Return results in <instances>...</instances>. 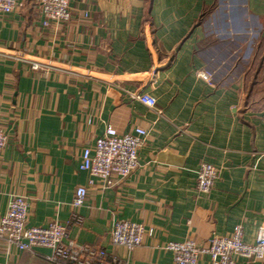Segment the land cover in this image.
Instances as JSON below:
<instances>
[{"label": "crops", "instance_id": "obj_1", "mask_svg": "<svg viewBox=\"0 0 264 264\" xmlns=\"http://www.w3.org/2000/svg\"><path fill=\"white\" fill-rule=\"evenodd\" d=\"M42 20L36 0L0 14V217L23 194L27 225L69 222V238L120 264H173L165 242L202 244L235 224L254 242L264 223V0H69L66 21ZM129 91L148 92L155 108ZM108 124L147 133L137 166L103 187L78 166ZM202 161L219 170L207 193L195 189ZM77 186L86 196L75 209ZM117 218L143 224L140 245L111 243ZM49 253L0 239V264H50Z\"/></svg>", "mask_w": 264, "mask_h": 264}, {"label": "built area", "instance_id": "obj_2", "mask_svg": "<svg viewBox=\"0 0 264 264\" xmlns=\"http://www.w3.org/2000/svg\"><path fill=\"white\" fill-rule=\"evenodd\" d=\"M40 6L43 24L51 21H66L69 18V0H36ZM18 0H0V14L14 10ZM41 63L31 61V67L37 69ZM197 76L211 83L212 74L207 70H198ZM130 95L155 108L156 99L145 91L130 92ZM160 112V111H159ZM146 130L135 127L132 132L117 133L111 125H106L102 135L98 136L92 147L81 152L79 169L86 170L97 178L101 186L115 184L118 178L127 176L138 164L137 152L143 144ZM7 142L6 134L0 126V148ZM219 170L212 163L202 161L196 168L195 189L209 192L218 176ZM86 188L77 186L71 205L77 209L83 205ZM28 201L25 195L15 193L9 198L7 208L0 217V239L8 246L19 250H31L35 246L50 249L46 259L50 264H120L117 255L108 252L104 247L78 242L67 235L69 222L53 220L45 226L27 225ZM72 219L80 221L79 215L73 213ZM146 232L140 222L117 218L110 228L112 244L123 246L130 251L141 244ZM241 224H235L228 235L209 236L205 243H197L192 238L170 240L162 247L172 254L173 264H197L201 255H207L209 264H235L233 255L254 259L264 257V223L257 229L254 242L243 240Z\"/></svg>", "mask_w": 264, "mask_h": 264}, {"label": "rangeland", "instance_id": "obj_3", "mask_svg": "<svg viewBox=\"0 0 264 264\" xmlns=\"http://www.w3.org/2000/svg\"><path fill=\"white\" fill-rule=\"evenodd\" d=\"M251 32H252V30H251ZM255 32H256V31H255ZM252 33H254V32H252ZM252 36H253V35H252ZM249 40H250V41H247V42H248V43H247L248 46H253V43H252V42H253V38L251 37V39H249ZM247 44H246V45H247ZM244 89L246 90V89H248V88L246 87V88H244ZM257 89H258V88H257ZM260 90H262V91H260ZM260 90H259L260 92H257V94H264V92H263V91H264V88H262V89L260 88ZM262 104H264V102H263Z\"/></svg>", "mask_w": 264, "mask_h": 264}]
</instances>
